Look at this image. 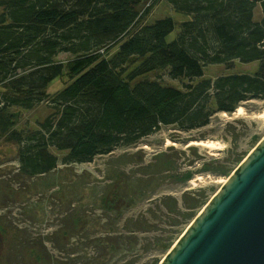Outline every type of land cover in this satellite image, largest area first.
Returning <instances> with one entry per match:
<instances>
[{
  "label": "trees",
  "instance_id": "obj_1",
  "mask_svg": "<svg viewBox=\"0 0 264 264\" xmlns=\"http://www.w3.org/2000/svg\"><path fill=\"white\" fill-rule=\"evenodd\" d=\"M158 1L0 0V142L17 145L20 174L33 178L54 171L59 159L51 150L64 153L63 165L88 163L162 127L197 130L217 113L264 100V0H165L189 17L171 41L177 25L171 17L144 22ZM60 54L69 56L64 65L56 60ZM235 61L258 67L250 74L203 78L207 66L230 69ZM161 74L180 81L181 88L163 84ZM64 75L68 81L49 93V85ZM42 103L51 112L38 127L17 130L12 109ZM204 200L200 195L184 207L193 210ZM189 211L184 221L192 217ZM135 227L144 231L142 221ZM13 235L5 264L25 261L26 255L51 263L37 245ZM108 236L98 245L108 239L109 248L119 249Z\"/></svg>",
  "mask_w": 264,
  "mask_h": 264
},
{
  "label": "rangeland",
  "instance_id": "obj_2",
  "mask_svg": "<svg viewBox=\"0 0 264 264\" xmlns=\"http://www.w3.org/2000/svg\"><path fill=\"white\" fill-rule=\"evenodd\" d=\"M260 15L257 6L254 19L259 20ZM164 17L177 24L168 41L176 37L179 23L189 19L159 0L144 22ZM68 58L60 54L56 60L64 65ZM257 67L256 62L238 61L230 69L207 66L203 78L250 74ZM159 77L163 84L182 86L180 81ZM67 81L65 75L55 80L48 92L62 88ZM237 108H241L239 114ZM237 108L215 114L207 126L197 130L162 127L135 145L116 147L88 163L63 165L64 153L51 150L59 159L56 169L33 178L18 172L17 145L1 141L0 225L4 232L0 229V264L6 263L5 250H12L7 242L13 234L27 239L29 247L37 245L50 264H150L155 259L159 263L238 166L236 158H244L264 136V100H248ZM12 111L17 113L16 129L25 131L36 129L51 112L45 103ZM201 141L212 142L214 147L193 144ZM200 195H205L204 202L186 210L185 203ZM188 211L192 217L184 221ZM135 221H142L144 231H135ZM106 236L119 249L109 248L108 239L98 245L99 238ZM25 258L10 264H45L34 256Z\"/></svg>",
  "mask_w": 264,
  "mask_h": 264
},
{
  "label": "water",
  "instance_id": "obj_3",
  "mask_svg": "<svg viewBox=\"0 0 264 264\" xmlns=\"http://www.w3.org/2000/svg\"><path fill=\"white\" fill-rule=\"evenodd\" d=\"M158 264H264V136Z\"/></svg>",
  "mask_w": 264,
  "mask_h": 264
},
{
  "label": "bare ground",
  "instance_id": "obj_4",
  "mask_svg": "<svg viewBox=\"0 0 264 264\" xmlns=\"http://www.w3.org/2000/svg\"><path fill=\"white\" fill-rule=\"evenodd\" d=\"M240 111H241V108H237L236 113L239 114ZM262 117L264 118V114L262 115ZM193 144H194V145L203 146V147H207V148H213V147H214V145L212 144V142H203V141H201V142H195V143H193ZM225 182H226V179L222 181V185H223ZM222 185H221V186H222ZM211 197H212V196H211Z\"/></svg>",
  "mask_w": 264,
  "mask_h": 264
}]
</instances>
